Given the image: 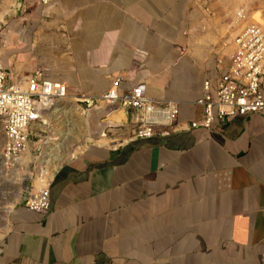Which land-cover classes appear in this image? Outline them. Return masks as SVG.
<instances>
[{
	"label": "crops",
	"instance_id": "crops-1",
	"mask_svg": "<svg viewBox=\"0 0 264 264\" xmlns=\"http://www.w3.org/2000/svg\"><path fill=\"white\" fill-rule=\"evenodd\" d=\"M200 1L35 0L5 21L14 76L45 67L86 95L121 76L122 90L142 82L177 102L179 118L167 135L135 139L130 110H94L91 129L117 146L94 143L63 164L48 213L14 208L0 264H264V115L191 126L216 64L201 51Z\"/></svg>",
	"mask_w": 264,
	"mask_h": 264
},
{
	"label": "built area",
	"instance_id": "built-area-1",
	"mask_svg": "<svg viewBox=\"0 0 264 264\" xmlns=\"http://www.w3.org/2000/svg\"><path fill=\"white\" fill-rule=\"evenodd\" d=\"M24 1L31 4L34 0ZM52 1L39 0L45 5ZM245 11L247 6L243 5L232 16L231 27H237L233 50L217 55L195 101L203 112L191 122L192 127L221 128L236 117L264 115V24L250 21L237 26L244 22ZM123 80L115 77L96 95L72 94L48 68L14 76L0 59V253L2 240L12 226L14 208L22 201L28 209L48 213L55 173L100 137L90 127L94 110L113 105L130 110L135 139L164 136L178 126L177 102L156 99L142 82L122 90ZM47 113L52 117L46 118ZM83 113L88 121L86 133L80 121ZM35 135L38 140L32 147ZM86 136V147L75 153L74 149L83 145L77 141Z\"/></svg>",
	"mask_w": 264,
	"mask_h": 264
},
{
	"label": "rangeland",
	"instance_id": "rangeland-1",
	"mask_svg": "<svg viewBox=\"0 0 264 264\" xmlns=\"http://www.w3.org/2000/svg\"><path fill=\"white\" fill-rule=\"evenodd\" d=\"M200 3L205 9L204 14L206 17L207 28L210 30V39H201V41H204L201 42V51L206 50L205 52L207 55H209V59L211 58L213 61L216 60L218 57L217 55L229 54L232 51L231 42L235 35V30L233 27H231V22L235 9L246 5L248 11L250 10L251 14L249 19H253L255 22L264 24V0H201ZM25 4L27 7L30 5L29 3H25L24 0H0V14L7 12L5 15L6 22H10L12 19L20 21L22 18L21 16L26 12L27 9ZM7 25L4 23H1L0 25V59L6 63L18 60L12 59V51L15 49V46L9 44L8 40L5 39L4 36ZM229 46L230 48H228ZM17 48L20 50L21 46H18ZM10 70L12 71V69ZM84 120L86 121L85 118ZM86 123L88 126L87 121ZM41 128H43V126H41ZM37 132L39 133L40 129H38ZM37 140L38 137L36 135L31 137L32 147L35 145ZM82 140L83 139L78 140L77 143H81ZM95 140H97V138H95L94 141ZM90 141H88L87 144ZM19 204H22V201Z\"/></svg>",
	"mask_w": 264,
	"mask_h": 264
},
{
	"label": "bare ground",
	"instance_id": "bare-ground-1",
	"mask_svg": "<svg viewBox=\"0 0 264 264\" xmlns=\"http://www.w3.org/2000/svg\"><path fill=\"white\" fill-rule=\"evenodd\" d=\"M237 9H235L234 10V12L236 11ZM7 14V12H5V13H1L0 14V25H1V23H5V19H6V17H5V15ZM234 14V13H233ZM245 20H244V22L242 23V24H240V25H237V26H240V27H242L243 25H245V24H247L248 22H250V21H254L253 19H249L250 18V10L248 11V9H247V11H245ZM233 16V15H232ZM234 30H235V32H236V30H237V27L236 28H233ZM231 30V29H230ZM231 47H232V50H233V44H231ZM228 48H230V46L228 47ZM227 48V49H228ZM226 49V50H227ZM228 51V50H227ZM229 51H230V49H229ZM71 98H69L68 97V100H70ZM73 99H71V101H72ZM68 107V106H67ZM85 114L83 113V115H81V119H80V121H81V124H82V131H84L85 133L87 132V130H88V126H87V123H86V121H87V117H85L84 116ZM122 113H121V111H120V114L117 116L118 118H121L122 117ZM46 118H49V117H52V114L51 113H47V115H44ZM84 118L86 119V121L84 120ZM126 120V119H125ZM88 122V121H87ZM87 136L86 137H84L83 138V140H82V146L80 145V146H77L76 147V150L74 149V152L75 151H77L79 148H81L80 150H83L85 147H86V141H87ZM117 141L118 140H113V139H110L109 137H106V136H102L101 138H99V139H97V140H95V143H97V144H99V145H105V146H117ZM80 143V142H79ZM78 143V144H79ZM78 152V151H77ZM76 153V152H75ZM14 205V204H13Z\"/></svg>",
	"mask_w": 264,
	"mask_h": 264
}]
</instances>
